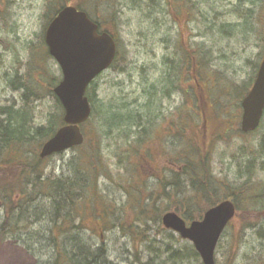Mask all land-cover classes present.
<instances>
[{"label": "rangeland", "instance_id": "rangeland-1", "mask_svg": "<svg viewBox=\"0 0 264 264\" xmlns=\"http://www.w3.org/2000/svg\"><path fill=\"white\" fill-rule=\"evenodd\" d=\"M49 2L82 5L118 42L115 62L95 80V112L81 126L86 142L40 164L49 178L75 173L90 185L95 182L96 214L108 207L113 221L134 231L126 235L116 222L100 237L86 233L84 242L93 247L102 240L112 264H201L190 252V241L153 219L156 211L162 215L172 207L163 192L206 209V200L194 195L181 172L185 164H177L183 158L201 162L184 134L199 138L210 183L219 186V193L220 186L224 192L244 182L253 163L250 181L264 187V115L254 132L243 135L241 107L233 102L236 89L264 57V0H0V105L27 109L26 125L45 124L50 113H61L48 91L50 77L60 75V68L42 43ZM185 52H195L191 65ZM38 150L32 142L0 152V159L20 152L34 161ZM260 193L249 200L237 194L239 208H264V190ZM48 194L24 210L16 228L17 212L11 215L13 230L1 241L0 264L53 260ZM1 209L0 223L5 220ZM250 220L244 228L237 219L226 227L215 249L216 264L224 263L234 238L235 264L264 259V217L256 226ZM83 224L92 227V219ZM173 249L179 250L176 262L169 258Z\"/></svg>", "mask_w": 264, "mask_h": 264}, {"label": "trees", "instance_id": "trees-1", "mask_svg": "<svg viewBox=\"0 0 264 264\" xmlns=\"http://www.w3.org/2000/svg\"><path fill=\"white\" fill-rule=\"evenodd\" d=\"M64 4H67V2H63L58 5L54 2H49L47 4L45 13L46 23ZM74 6L78 9L87 11L86 8L80 4L75 3ZM176 8L182 7L177 3ZM179 14L180 13L178 12V15ZM97 21L100 24V20ZM43 46L45 47L44 43ZM45 51L47 53L46 47ZM185 56H187V60L190 65L193 62V57L194 62L196 60L195 52H185ZM257 66L258 65L256 64V67ZM254 75L255 73H253L249 79L244 81L242 86L236 89V97L233 102L234 104L238 103V107H240V100L249 89L254 79ZM199 76L200 75L196 73L193 78L199 79ZM59 79V76L50 77V81L48 82V91L54 97L56 106L61 110V113H50L45 124L37 126L26 125V123L30 120L27 109H15L12 105H0V152L9 149L19 150L21 149V146L32 142H37L40 148L41 144L54 133L55 129L60 124H62V107L58 99L52 93V87ZM227 91H230L229 88H227ZM87 95L90 100L94 99L93 92L90 90L87 92ZM223 104L226 105L228 103L223 102ZM1 115L3 116L2 118ZM196 117L199 118V115ZM137 126L140 127L139 125ZM144 130V128L141 129V133L144 132ZM240 133L243 135L247 134L242 133L241 131ZM183 138L191 141V143L195 145L199 153V160L201 161L198 162V164H195L194 162L192 163L188 158H186L188 160L187 163L185 158H183L184 160L182 159L177 161V164H185L182 167L181 172L194 186V195H201L202 198L206 200L207 208L215 205L222 199H231L234 201L237 208V213L234 219L241 220L240 224L242 228L246 227V224L250 219H252L250 221H253L251 223L253 226L259 224L264 217V208H239V202L235 198L238 194V196L244 200H249L250 198L257 199V197L261 194L260 192L264 190V187H259L261 185L260 182L256 181L253 183L250 181V174H252V171L254 172V169L256 168L254 163H251L252 166L249 167L247 174L248 177L244 182L239 184L237 187L229 189L226 187L224 192L221 191L223 187L220 186L219 193V186L211 185L210 183L213 178L205 167L204 159L206 156L204 157L200 149L199 138L197 140L192 136L190 140V138L186 137V134H184ZM42 161L43 160L38 157V152L36 153V159L34 161H31L24 153L20 152L16 153L13 158L6 156V159H0V207L3 208V210H1L2 212L4 211L5 216V220L2 225V236L7 233V230H13V224L9 219L12 214L17 212L18 215V220L14 221V228H16L17 224L22 221L21 215L24 210L32 205V203L39 196L49 193L48 195L53 198L54 204L53 210H51L52 215L48 217L50 219L47 227V238L50 246H52L54 254L53 260L48 264H112L111 262H107L105 259L104 254L106 249L102 240L100 244L91 247L90 244L84 242L83 237H85L86 233L90 235V232L96 234L97 237H100L101 230H103V232L110 231L116 225V222H118L119 229L121 228L126 235H132L134 231L130 229V225H123V222L119 219H115V221H113L114 219H111V213L113 211H110L108 207L105 209L102 208L99 210L100 214H96L95 207L98 208L99 205L98 203L95 204L91 202L92 195L94 198L98 197L95 182H93V185H90L89 181L81 176H77L75 173L73 176H67L64 178H49V175L51 174L49 173L48 175L45 173L43 167L40 165ZM202 167L204 169H202ZM176 175L178 177L181 174L177 172ZM177 181L178 179H176L175 185L178 187L179 182ZM45 189L47 190L46 192H44ZM253 193H255L256 197L251 195ZM163 195L169 198L170 205L172 204V207L169 208V210L175 211L185 220L201 218L203 210L201 208L197 209L196 207L194 209L192 208V205L189 206V202L186 197L183 198L181 203L179 200L175 198L173 199L170 193L163 192ZM78 198L82 200L80 207L75 206L74 204V199ZM64 201L66 204L68 201H71V212L63 213L58 211V208ZM155 209L158 210V207ZM142 210L146 211L147 209L145 208ZM155 211L153 210L154 213ZM161 213L160 211H156V218L153 219L159 221V227L162 225ZM89 217L92 219V227L90 228L83 224V222L88 221ZM112 217H114V213L112 214ZM234 219L231 220V223ZM161 229L165 230L162 227ZM1 239L2 238L0 237V240ZM233 241L234 242L232 243L230 242L229 247L231 250H227V258L225 257L226 260L222 264H235L238 244L236 238H234ZM66 243H69V245H66ZM178 251V249H173L171 251L169 258L174 262H176L175 258L177 257V254H179ZM190 252L193 256L199 257L192 245L190 246ZM243 264H264V259L256 256L248 259Z\"/></svg>", "mask_w": 264, "mask_h": 264}, {"label": "water", "instance_id": "water-1", "mask_svg": "<svg viewBox=\"0 0 264 264\" xmlns=\"http://www.w3.org/2000/svg\"><path fill=\"white\" fill-rule=\"evenodd\" d=\"M44 42L49 54L58 63L62 78L53 88L63 109L64 125L43 143L39 156L44 158L83 142L79 124L90 115V104L85 95L89 82L107 68L116 54V44L107 32H97L84 11L65 5L48 23ZM240 129L254 130L264 109V58L261 60L251 88L241 100ZM235 207L224 200L207 209L200 220L189 225L175 212L161 217L165 228L178 232L190 240L203 264H215L214 250L227 222L234 216Z\"/></svg>", "mask_w": 264, "mask_h": 264}, {"label": "bare ground", "instance_id": "bare-ground-1", "mask_svg": "<svg viewBox=\"0 0 264 264\" xmlns=\"http://www.w3.org/2000/svg\"><path fill=\"white\" fill-rule=\"evenodd\" d=\"M27 156V155H26ZM29 159H30V157L29 156H27ZM32 158V157H31ZM49 199H50V201H49V206L51 207V208H53V204H54V200H53V198L52 197H49ZM59 203V202H58ZM74 204H75V206H78V207H80L81 206V204H82V200L80 199V198H78V199H74ZM71 207H72V203H71V201H68L67 202V204L65 203V201L61 204V206L58 208V211L59 212H63V213H66V212H71ZM52 210V209H51ZM51 210H50V213H51ZM3 223H4V221H1V223H0V233L3 231V228H2V225H3ZM12 235V234H11ZM6 237V236H5ZM10 237V236H9ZM25 249V248H24ZM29 250V249H28ZM27 250V251H28ZM33 250V249H32ZM25 251H26V249H25ZM29 252V251H28Z\"/></svg>", "mask_w": 264, "mask_h": 264}, {"label": "crops", "instance_id": "crops-1", "mask_svg": "<svg viewBox=\"0 0 264 264\" xmlns=\"http://www.w3.org/2000/svg\"><path fill=\"white\" fill-rule=\"evenodd\" d=\"M0 252H1V250H0Z\"/></svg>", "mask_w": 264, "mask_h": 264}, {"label": "flooded vegetation", "instance_id": "flooded-vegetation-1", "mask_svg": "<svg viewBox=\"0 0 264 264\" xmlns=\"http://www.w3.org/2000/svg\"><path fill=\"white\" fill-rule=\"evenodd\" d=\"M223 200V199H222Z\"/></svg>", "mask_w": 264, "mask_h": 264}]
</instances>
